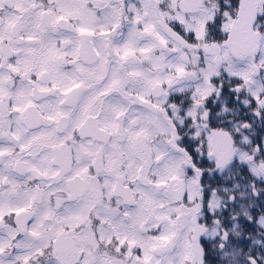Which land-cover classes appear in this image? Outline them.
I'll return each instance as SVG.
<instances>
[{"label":"snow or ice","instance_id":"6c2138e0","mask_svg":"<svg viewBox=\"0 0 264 264\" xmlns=\"http://www.w3.org/2000/svg\"><path fill=\"white\" fill-rule=\"evenodd\" d=\"M0 264H264V0H0Z\"/></svg>","mask_w":264,"mask_h":264}]
</instances>
